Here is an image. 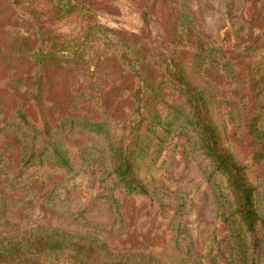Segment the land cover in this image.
Instances as JSON below:
<instances>
[{
	"label": "trees",
	"instance_id": "obj_1",
	"mask_svg": "<svg viewBox=\"0 0 264 264\" xmlns=\"http://www.w3.org/2000/svg\"><path fill=\"white\" fill-rule=\"evenodd\" d=\"M138 1L141 34L98 22L100 10L117 12L112 0H54L46 20L15 0L29 36L15 44L10 91L0 90V200L47 181L57 191L85 171L115 220L26 222L0 233V264H264V0H251L239 25L227 0L226 42L202 31L190 0ZM72 14L81 32L54 34L50 26ZM93 41L105 49L90 51ZM175 155L186 162L181 180ZM197 168L219 210L200 219L195 245L182 218L197 191L181 184ZM132 196L146 210L137 223Z\"/></svg>",
	"mask_w": 264,
	"mask_h": 264
},
{
	"label": "rangeland",
	"instance_id": "obj_2",
	"mask_svg": "<svg viewBox=\"0 0 264 264\" xmlns=\"http://www.w3.org/2000/svg\"><path fill=\"white\" fill-rule=\"evenodd\" d=\"M27 1V0H26ZM33 6L42 11L46 20L54 11V0H28ZM251 0H236L234 22L239 25L248 19L247 9ZM112 6L117 12L110 13L100 10L97 14L99 23L110 28L121 29L128 33L141 34L144 20L141 17L138 0H112ZM191 10L200 25L202 31L217 41L226 42V33L232 29V21L226 14L227 0H190ZM28 11L16 4L15 0H0V56L6 54V62L2 63L0 57V90H9V83L16 68L13 66L15 56V44L23 42L22 38L29 36ZM49 25V24H48ZM54 34L68 37L76 36L83 28L80 17L77 14L69 15L56 20L51 26ZM234 43V39L229 41ZM90 51L102 52L105 46L100 41L87 44ZM12 64V65H11ZM6 66L9 67L7 70ZM95 67L92 66V70ZM105 77V76H103ZM11 96V95H8ZM79 135H75L71 143H77ZM244 151V145H240ZM186 168L184 159L175 155L172 161V176L174 180H181ZM53 182V181H52ZM47 181L45 185L39 183L35 189L24 196V191H8L9 200L6 201L10 208L0 213L2 224L0 233H16L20 231L26 222L45 224H65L88 221L100 224H112L115 220L114 212L108 199L101 195L99 182L87 172L77 176L73 180L65 181L59 190L54 191ZM182 191L192 193L197 191V203L183 216L182 222L186 232L193 238L195 245L199 236L198 222L201 220L213 222L217 218L219 203L214 186L204 181V174L200 168L195 170L192 177L181 184ZM199 185V186H198ZM140 196L127 198V210L129 218L137 223L143 220L141 217L146 210L138 202ZM66 212L72 214L69 220ZM65 214V215H64ZM72 223V224H73ZM74 227V225H72ZM227 252V251H226ZM227 255V253H226Z\"/></svg>",
	"mask_w": 264,
	"mask_h": 264
}]
</instances>
